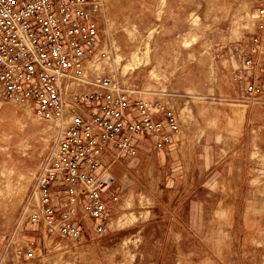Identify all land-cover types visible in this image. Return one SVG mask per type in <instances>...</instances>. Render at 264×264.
Segmentation results:
<instances>
[{
    "label": "built area",
    "instance_id": "obj_1",
    "mask_svg": "<svg viewBox=\"0 0 264 264\" xmlns=\"http://www.w3.org/2000/svg\"><path fill=\"white\" fill-rule=\"evenodd\" d=\"M105 7L106 0H0V91L8 104L52 128L16 228V240L24 244L17 251L28 249L26 257L36 249L24 239L28 226L44 238L77 241L81 220L103 219V196L116 179L100 169L134 157L136 137L149 135L161 150L180 133V115L168 103L134 100L118 69L96 66L105 58L96 22ZM252 19L253 36L229 52L236 80L248 78L246 99L264 103V4ZM107 57L110 62L109 51ZM155 115L164 119L156 121ZM103 231L97 225L96 232Z\"/></svg>",
    "mask_w": 264,
    "mask_h": 264
},
{
    "label": "crops",
    "instance_id": "obj_2",
    "mask_svg": "<svg viewBox=\"0 0 264 264\" xmlns=\"http://www.w3.org/2000/svg\"><path fill=\"white\" fill-rule=\"evenodd\" d=\"M135 7L137 14L126 12L124 0H106V7L96 17L100 29V46L111 48L112 56H124L123 60L130 57L128 64H132L133 68L126 71L125 64L117 69L121 82L135 91L134 100H162L176 111L188 107L193 111V117L182 119L184 110L182 114L178 112L182 130L173 135L165 148L155 150L152 137L138 136L134 141L137 147L134 157L122 156L118 163L100 169L114 176L116 181L103 196L107 204L106 214L92 225L96 234L97 225L105 227L102 234H106L111 225L131 221L135 215L137 220L127 223L125 227L141 224L137 230L127 232L131 237H143L148 232V226L163 222L162 216L155 212L156 206L173 203V206L178 204L180 208L177 215L167 217V222L172 225L167 230L168 235L176 236L175 229L180 228L188 237L195 236L200 206L198 201H132L134 190L154 188L155 177L159 178L163 174L169 187L173 186L175 180L182 179L183 175L186 180L189 178L192 181L195 178L191 176L197 175L199 179L196 178V184L206 189H221L225 194L235 190L236 194L241 191L243 195L252 192L258 185L263 186L264 178L255 175L259 167L256 161L259 160L260 165L264 163V103L246 99L248 78L245 76L236 80V72L229 60H213L207 50L203 51L199 47L203 40L200 31L210 26L208 20L211 13L214 23L221 22L219 19L224 20L230 13L225 7H210L202 0H155L153 5L142 0L137 1ZM141 19L148 22L143 24ZM127 28L136 29L139 35L140 31L144 33L141 40L135 41L131 37L127 40L135 41L136 44L140 41L141 46L145 44V48L149 44L146 57L143 56L145 48L129 51L125 44L117 40L119 30L127 32ZM151 33L153 36L150 39ZM107 70L112 71L113 68ZM135 110L132 106L130 111L134 118L137 116ZM154 119L162 121L164 116L155 115ZM197 141L202 144L197 145ZM36 169L37 166L30 167L23 174L31 176ZM132 177L139 178L137 185H132ZM125 191L128 199L122 201ZM114 197L118 201H113ZM120 200L121 208L125 209H129L128 205L131 204L145 203L140 207L144 211L123 214L114 220L112 214ZM218 202L222 207L218 214L221 226L229 212L223 207L229 201ZM234 215L235 209L232 218ZM221 227L224 229L223 224Z\"/></svg>",
    "mask_w": 264,
    "mask_h": 264
},
{
    "label": "rangeland",
    "instance_id": "obj_3",
    "mask_svg": "<svg viewBox=\"0 0 264 264\" xmlns=\"http://www.w3.org/2000/svg\"><path fill=\"white\" fill-rule=\"evenodd\" d=\"M137 1L142 0H124L126 12L137 14L135 7ZM146 1L153 5L155 0ZM202 1L208 3L210 7L223 6L230 13L224 20L219 19L221 22L217 23H214L215 20L212 19L214 15L211 13L208 20L210 26L200 31L203 40L199 47L203 51L207 50L213 60H229L232 69L235 70L237 64L236 61L231 60L229 50L253 36L255 27L252 16L264 4V0ZM143 19H141L143 24H146L148 21ZM126 30L127 32L119 30L117 40L125 44L129 51L143 50L145 44L141 46L140 41L137 44L135 41L141 40V36H145L144 33L140 31L139 35L136 29L127 28ZM152 36L153 33L150 39ZM128 37L135 41L129 42ZM101 50L105 58L98 61L97 67L108 63L112 65L113 70L125 64H127L126 71L133 68L132 64H128L130 57H125L123 60L124 56H112L111 48L101 47ZM108 51L110 62L107 57ZM148 53L149 44L146 45L143 56L146 57ZM2 97L0 94V264H176V262L179 264H264V185L259 186L258 179L256 184L258 186L250 193L242 195L241 191L236 194L235 190H229L225 194L221 189H206L196 184L199 179L197 175L191 176L196 182L189 178L186 180L183 175V180H175L173 186L169 187L166 175L163 174L159 178L155 177L154 188L134 190L132 199V201H198L200 206L199 216L196 218L198 220L195 236L188 237L189 235L181 232L180 228L175 229L176 236L168 235L167 230L172 225L169 221L167 222V217L177 215L180 207L178 204L173 206V203L170 205L164 203L158 204L155 209V212L162 216L163 222L148 226L146 229L148 232L143 237H131L127 232L137 230L138 225L141 224L136 223L135 227H125L127 223L137 220L135 215L132 216L131 221L111 225L106 234H102L104 231L96 234L92 220H81L83 235L77 241L55 236L44 238L33 227L28 226L23 236L26 242H33L36 248L34 256L26 257V253H30L28 249L19 254L17 248L24 244L20 243V237L16 233L18 219L23 201L51 145L52 128L48 123L37 120L25 108L8 104L5 100L4 103ZM176 112L182 114V119L193 117V111L188 107ZM195 143L202 144L201 141ZM256 162L259 167L255 176L264 178V163L260 165L259 160ZM34 166L35 168L37 166V169L33 175L23 174L26 169ZM137 179L139 178L132 177V185L138 184ZM126 193L127 191L122 194L124 196L122 201L128 199L125 196ZM218 201H229L227 206L223 207L229 211L225 223H222L224 229L221 227L222 224L219 226L218 214L222 207ZM121 204L120 200L118 205H115L112 219L120 218L123 214L131 212L138 214L137 212L144 211V208L140 207L145 203L128 205L129 209L121 208ZM234 209L235 215L232 218ZM12 217L14 218L11 221ZM155 230L158 232L155 233ZM16 237L19 238L18 241Z\"/></svg>",
    "mask_w": 264,
    "mask_h": 264
}]
</instances>
